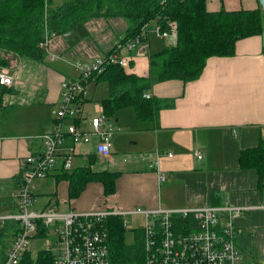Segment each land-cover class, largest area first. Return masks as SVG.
I'll return each mask as SVG.
<instances>
[{
    "label": "crops",
    "instance_id": "obj_1",
    "mask_svg": "<svg viewBox=\"0 0 264 264\" xmlns=\"http://www.w3.org/2000/svg\"><path fill=\"white\" fill-rule=\"evenodd\" d=\"M52 1L60 5L66 0ZM206 7L215 12L252 10L261 5L259 0H206ZM82 26L85 36L78 40L77 51L90 61L99 53H108L128 27L120 17L92 18ZM69 33L51 41L50 48L45 49L49 58L44 62L2 54L7 62L0 66V72L6 71L13 83L0 86V202H5L0 212H16L13 197L19 188L24 160L41 151L39 136L53 125L61 81L78 74L60 56L50 58L54 56L51 51L66 49L68 40L73 41L67 40ZM148 42V55L166 46V41L155 33H149ZM263 48L261 37L243 39L237 43L233 57L207 59L198 79L153 85L145 95L159 102L154 119L141 122L131 109H121L108 118L113 133L110 156L98 157L96 139L92 138L89 144L76 148L70 170H63L59 159L47 178L35 184V201L38 196L46 197L43 206L35 211L55 206L61 212L112 208L132 212L158 207H217L227 202L244 208L234 220L242 264H264V185L259 184L254 170L239 166L241 151L255 148L264 136ZM123 70L146 77L148 56L133 60ZM98 83L89 82L79 102L75 122L83 130L90 128V116L103 110L101 101L107 97V85L106 95L95 101ZM26 106L44 109L46 122L30 131H13L10 126L4 130L6 120L9 122L16 110ZM87 165L94 173H116L112 193L106 195L103 184L92 181L77 197L70 195V182L62 174ZM159 172L166 177L161 184Z\"/></svg>",
    "mask_w": 264,
    "mask_h": 264
},
{
    "label": "trees",
    "instance_id": "obj_2",
    "mask_svg": "<svg viewBox=\"0 0 264 264\" xmlns=\"http://www.w3.org/2000/svg\"><path fill=\"white\" fill-rule=\"evenodd\" d=\"M110 17L123 18L127 23L120 41L137 36L145 24L161 30H166L169 22L176 24L173 44L148 55L146 77L128 74L118 64H107L93 79L107 85V97L101 101L107 118L121 109H131L141 122L153 120L160 109L156 99L145 97L153 85L168 80L194 81L201 76L207 59L233 57L239 41L261 37L264 31L261 8L211 12L206 0H66L60 5L52 0H0V66L7 62L2 54L44 62L46 50L40 44L46 36L72 32L92 18ZM239 166L254 170L259 184L264 185V136L255 148L241 151ZM68 173L61 177L69 180L72 197L92 181L101 182L106 195L114 191L116 173H94L88 165ZM105 226L109 264H143L142 245L135 248L125 243L121 217H108ZM19 229L17 221L0 225V264ZM20 264H53V256L41 250L32 259L27 252Z\"/></svg>",
    "mask_w": 264,
    "mask_h": 264
},
{
    "label": "built area",
    "instance_id": "obj_3",
    "mask_svg": "<svg viewBox=\"0 0 264 264\" xmlns=\"http://www.w3.org/2000/svg\"><path fill=\"white\" fill-rule=\"evenodd\" d=\"M154 32L162 39L176 37V24L168 23L166 30L145 24L140 33L126 41H116L103 58L90 64H71L78 74L64 78L60 83V95L53 112V125L39 138L41 151L25 158L21 181L14 195L16 212L1 213L0 225L17 221L20 229L9 244L2 264H20L29 251V243L39 233L46 238L47 251L53 256V264H109V236L105 226L108 217L142 215L143 264H242L236 245L234 220L244 208L222 206L124 212L117 208L91 212L70 210L61 212L55 206L35 211L34 189L38 181L46 179L59 159L68 171L76 148L96 139L95 152L100 158L110 156L112 124L99 109L98 115L89 118L90 128L82 130L75 122L79 102L86 95V88L94 77L101 74L107 64H118L125 69L133 60L148 56V36ZM51 36H46L40 47L46 49ZM56 59L55 56L50 57ZM13 78L6 71L0 72V86H11ZM148 98L147 95H145ZM71 120L69 124L66 121ZM171 156L170 154H168ZM198 159L201 155L196 151ZM161 184L166 177L158 173ZM126 221L123 227L126 228ZM50 237L53 238L50 240Z\"/></svg>",
    "mask_w": 264,
    "mask_h": 264
},
{
    "label": "rangeland",
    "instance_id": "obj_4",
    "mask_svg": "<svg viewBox=\"0 0 264 264\" xmlns=\"http://www.w3.org/2000/svg\"><path fill=\"white\" fill-rule=\"evenodd\" d=\"M83 26L82 25H78L76 28V31H72L71 33H69L70 36L67 37V40L72 38L73 41L68 40V47L66 49H56V51H51V54L54 55L56 57V59L63 58L65 61H67V63L69 64H74L76 62L81 63V64H90L91 62L95 61L92 60H87L84 56H80V52H78L77 50V46H80V43H78V40H80V38H83L85 36L84 33V29H82ZM150 28L151 24H150ZM83 30V33L80 30ZM150 34H154L151 33ZM82 35H84L82 37ZM65 35H56L54 37H51L49 39L48 42V46L50 48L51 45V41L56 39V38H62ZM75 38V39H73ZM78 38V39H76ZM165 40V44L167 45H172L173 41L171 39H163ZM50 43V44H49ZM47 52V50H46ZM50 54V55H51ZM104 54L99 53V57L98 58H103ZM143 57H146L143 56ZM49 58V56L47 57ZM46 58V60H47ZM49 61V59H48ZM55 62H57L55 60ZM77 71V70H76ZM76 74V72H75ZM74 74V75H75ZM77 75V74H76ZM75 75V76H76ZM88 87L86 88V91ZM87 93V92H86ZM106 95V83L104 82H100L97 85L95 94H94V100L99 101V99H101L102 97H104ZM16 113V114H15ZM100 114L99 112H96L95 115ZM15 118V119H14ZM45 118V110L44 109H40L39 106H33L30 108H27V106L25 108H23V110H16L14 112V114L12 115V117L10 118V120L12 119V122L9 120V122H5V125L3 126L4 130H9L8 128H6L7 126H10L11 130L13 131H30V129L32 128H37L39 127V125L41 124V122H46ZM53 118V116H52ZM83 130V129H82ZM112 141V139H111ZM38 191V188L36 186V192ZM46 201V197L44 196H38L37 200L32 204V206L30 207L31 210H37L38 208H40L41 206H43V204ZM5 204V202H0V207H3ZM3 213V212H1ZM122 219V225H123V221H126V228H124L125 232H124V239H125V243L127 245H131L135 248H139L143 247V236H142V227H143V219L142 217L138 216V215H132V216H124L121 218ZM53 238L50 237V240H52ZM46 246V238L41 236L39 233L36 235V237L34 239H32L29 243V253H30V257L32 259H36L38 253L44 249ZM142 255V254H141ZM140 257V256H139ZM142 260V257L139 259V262ZM143 262V261H142Z\"/></svg>",
    "mask_w": 264,
    "mask_h": 264
},
{
    "label": "water",
    "instance_id": "obj_5",
    "mask_svg": "<svg viewBox=\"0 0 264 264\" xmlns=\"http://www.w3.org/2000/svg\"><path fill=\"white\" fill-rule=\"evenodd\" d=\"M259 2H260V5H261V8H262V12L264 14V0H259ZM261 39H262V45L264 46V31L262 33Z\"/></svg>",
    "mask_w": 264,
    "mask_h": 264
}]
</instances>
